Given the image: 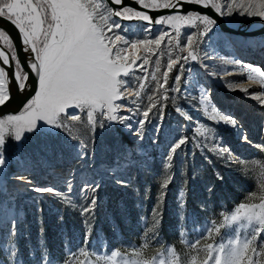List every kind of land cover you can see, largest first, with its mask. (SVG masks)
Here are the masks:
<instances>
[{
	"label": "snow or ice",
	"instance_id": "snow-or-ice-1",
	"mask_svg": "<svg viewBox=\"0 0 264 264\" xmlns=\"http://www.w3.org/2000/svg\"><path fill=\"white\" fill-rule=\"evenodd\" d=\"M141 8L148 10L170 9L177 14H168L158 18L152 17L148 12L134 10L124 4V0H110L111 5H123L122 8H113L105 0H0V18L9 21L18 31L23 43L22 51L28 53L27 68L24 67L18 55L17 47L11 34L6 29L0 28V41L4 48H0V106H4L10 99V84L14 82L23 92L31 88L30 77L35 75L38 87L19 114H8L0 117V253L3 259L0 264H24L19 253L17 237L22 235L21 226L24 223V212L21 204L25 198L31 201L37 210L43 212L39 206V200L43 194L51 193L55 197L73 208L78 207L83 217L85 227L84 244L73 250L65 245L66 258L64 264H75L81 256L86 259L79 264H118V257L123 264H181L180 257L175 249L169 246L167 259L144 258L143 249L149 247L151 241L159 244L157 229L161 223V204L166 194V189L173 179L170 169L173 166L174 156L177 150L189 142L187 135H180L174 139L164 157V179L157 195V203L153 206L151 217L152 224L148 226V217H143L145 224V242L139 247L124 246L125 251L131 249L136 259L122 256L120 249L103 250L91 246L90 234L95 227L94 219L98 207V197L95 193L101 187L102 181L107 178L114 180L118 185L128 186L129 181L122 179L131 168H138L147 164V153L141 148L140 142L144 140L147 126L152 125V131L156 134L152 144H158V135L162 131L164 120V104L160 101L177 97H169L168 93H179L182 73L187 71L189 75L194 71L186 68L188 61H200L205 69L214 68L203 63V59L210 57L205 53L201 58L199 54V41L213 30L216 20L206 14L188 11L180 14L184 4L200 5L203 8L214 9L220 16H231L234 7L240 9V15L257 16L264 20V0H136ZM114 17L122 20H140L150 26L166 25L165 30H157L158 35L150 39L132 40L125 38L120 31L123 25ZM203 25V29L197 33H184L186 44H181V28L186 26L196 28ZM173 29L176 34L175 46L187 55H173L170 51L165 69L161 73L160 59L155 61V69L151 80L156 81L155 90L147 94V103H144V90L148 87L147 69L144 65L150 63L145 57L142 63L137 64L140 57L137 50H145L155 55L154 48L161 50L162 42L168 37L171 44V36L167 29ZM144 31L151 32V27ZM123 41L124 47L119 46ZM154 46V48H153ZM219 59V58H218ZM184 61L185 63H180ZM12 62H15L14 69ZM222 64H234L248 72V79L255 80L264 88V72L248 64H241L239 60H221ZM178 72L174 77V83L168 87L170 73L177 67ZM135 66V69H133ZM137 70L145 72L144 77L136 74ZM161 73V79L157 77ZM213 77L227 74V70L209 71ZM199 74L197 73V76ZM134 81H139L138 87ZM229 90H239L249 94L253 99L264 105V92L248 93L241 81H226ZM184 95L196 98L198 93L199 104L203 111L208 113V119L216 123L223 122L226 125L236 127L238 121L234 116L223 113L210 98V89L201 84L198 79L194 83L187 82L183 89ZM129 97H134L129 99ZM119 101H127L119 103ZM210 106V108H209ZM70 108L79 112H68ZM155 109V111H153ZM176 111L185 119L190 120L189 113L177 105ZM86 112V123L81 113ZM122 112L130 115H122ZM159 117L153 124V118ZM134 117H142L135 118ZM68 121H72L70 124ZM112 123L122 125L127 131L133 133L136 140L135 148L123 147L113 156L110 163L100 166L95 161V133L97 128H105ZM79 123L87 129V133L80 134L74 127ZM200 122L194 130L193 142L198 148L208 147L210 151L228 160L238 163L247 169L248 161L235 156L232 151L220 142L214 130L205 126L200 131ZM67 134L68 140L60 143L57 139L59 131ZM26 133L43 134L52 142L46 143L39 156L23 155L16 161L18 171L9 173L13 160L7 156V138H11L17 148L23 151V141L27 139ZM197 134L203 139H197ZM247 141L246 135L241 137ZM71 141H78L73 144ZM91 145V148H90ZM90 149V150H89ZM139 157V158H138ZM207 159V157H205ZM258 163V162H251ZM34 170L42 171L44 177L49 180L45 186H38L31 175ZM219 179L223 177L219 176ZM10 181L19 183L10 184ZM28 185L23 187L22 185ZM79 185L83 204L74 203L71 193ZM61 186L66 188L62 192ZM211 191V189H209ZM28 192L39 195L27 197ZM91 193V195H89ZM184 193L181 192V197ZM249 199H259V203L242 202L230 214L221 213L223 221L217 223L212 220L203 226H195L194 231L201 233L195 241L185 239V231L182 229L180 237L189 249L195 250L197 255H192L188 264H264V183L261 184V195L251 193ZM185 202L179 201V208L183 210ZM62 219V217H61ZM195 225V221H193ZM236 225L233 235L222 238L218 243H204L201 241L214 239L215 234L222 228L231 229ZM243 232V235L241 233ZM41 257L39 264H55L50 256L46 244L40 241ZM103 247V246H101ZM163 247V246H161ZM35 248L30 249V257L35 259ZM205 257L198 261L199 253ZM94 258V260H93Z\"/></svg>",
	"mask_w": 264,
	"mask_h": 264
},
{
	"label": "rangeland",
	"instance_id": "rangeland-1",
	"mask_svg": "<svg viewBox=\"0 0 264 264\" xmlns=\"http://www.w3.org/2000/svg\"><path fill=\"white\" fill-rule=\"evenodd\" d=\"M240 11V9L234 7L231 16L218 15L231 27H234L241 20L259 18L257 16L249 17L246 14L241 16ZM121 24L123 29L114 30L113 33H108V35H114L116 31H120L125 38L132 41L153 38L158 35V29H166V25L163 24L150 26L141 23ZM147 27H151L152 31H144ZM253 27L256 26L252 25L248 29ZM202 29L203 25L199 24L196 28L182 27L179 37L181 44H186L184 33H197ZM167 31L171 36V44H169L168 37H166L161 45L162 51L156 50L154 46L155 55L142 49L137 50V55L140 57L137 64L142 63L145 57L150 60L148 65H144V68L147 69L145 83L148 84V87L142 93L145 104L147 103V94H150L156 87V81L151 80L156 59L159 58L161 61L162 73L166 67L170 51L174 56L187 55L186 52H181L175 46L177 37L174 30L169 28ZM0 42L4 46L3 42ZM119 46H125L123 41L119 42ZM205 53L210 58L203 59V63L212 65L214 68L205 69L201 67L199 60L186 63L184 61L180 62L185 63L186 68H191L194 71L191 75L187 71L182 73L179 85L181 92L168 93L169 97H177L175 102L171 99L160 101L165 107L163 127L158 135V144H152L151 141L156 134L152 131V125L147 126L144 140L139 145L147 153V164L138 168H131L125 175L121 176L122 179L129 181L128 186L118 185L114 180L105 178L98 192L95 193L98 197V207L94 219L95 227L90 234L93 248L101 251L120 249L122 256H127L130 260L136 259L132 255L131 249L125 251L124 246L139 247L145 242V224L142 218L148 217V226H151L152 208L157 203V195L164 179V157L167 155L170 144L182 134L189 137V142L177 150V154L173 159V166L169 170L173 179L166 189L161 204L162 217L157 229L159 244L151 241L149 247L143 249L144 258L150 259L154 256L159 258V254L163 253L162 258L167 259L166 249L171 246L180 257L181 264H188L191 256L197 255V253L195 250L189 249L182 241L180 237L182 229L185 231L186 240L195 241L201 235V233L193 230L195 226H203L206 223H211L212 220L217 223L222 222L223 216L221 213H232L242 202L259 203V199L250 200L249 195L256 193L259 197L261 195V184L264 183V105L245 92L238 89L235 91L229 90L226 81L243 82L242 86L248 90V93H261L263 89L250 85L248 83V72L242 71L240 66L222 64L221 60H239L241 64L264 65V34L252 37L238 36L223 33L214 26L213 30L199 41L201 58L205 56ZM178 68L179 65L170 73L168 87L173 85ZM133 69H135V66H133ZM213 70H227V74L216 77L207 74ZM161 73H157V77L162 82ZM136 74L140 77L145 76V72L139 70ZM196 79L210 89V98L218 110L236 118L238 121L236 127L209 120L208 113L203 111L199 104L198 93L196 98L184 95L185 84L189 81L194 83ZM134 83L138 87L139 81H134ZM133 98L129 97V99ZM126 102L119 101V103ZM177 105L182 106L189 113L190 120L177 113ZM67 111L79 112L75 108H70ZM121 114L130 115L127 112ZM81 116L86 123V112L81 113ZM158 119V116L153 118V124ZM197 121L200 122L201 132L204 131L205 126L210 127L214 130L215 135L220 138V142L229 148L235 156L250 162L247 169L228 160L226 156L221 157L210 151L208 147L203 149L196 147L193 136L194 130L197 128ZM68 123L72 124L73 122L68 121ZM105 124V128L98 127L95 133L94 147L97 166L110 163L116 152L123 147L131 149L137 146L136 136L127 131L122 125L112 123L108 126L106 121ZM74 127L79 129L82 135L87 133V129L79 123L75 124ZM25 135L27 139L23 141L22 152L10 137L7 138L6 153L13 160L12 166L7 169L10 174L19 170L16 161L20 156L26 154L39 156L43 146L52 142L50 138L43 134L26 133ZM244 135L248 137L247 141H242L241 137ZM196 138L203 139L198 134ZM57 139L60 143H64L68 140V136L65 132L59 131ZM71 143L76 144L78 141H71ZM217 173L223 179H219ZM31 179L38 186H45L49 182L44 177L43 172L39 170L32 172ZM9 183L19 182L10 181ZM22 186L28 187L26 184ZM60 190L66 192V188L63 186ZM182 191L184 193L183 197H181ZM37 195L39 194L34 192L27 193V197ZM71 198L78 205L85 203L81 199L79 185L72 191ZM180 199L185 202L183 210L179 208ZM39 206L43 208V212L38 211L37 207L32 205L27 198L21 204V209L24 212V223L20 229L22 235L17 237L19 253L24 260V264H39L41 257L39 245L40 241L43 240L55 264H64L66 258L65 245L68 244L75 250L84 244L85 227L80 210L78 207L73 208L64 204L60 198L51 193L43 194L39 200ZM193 221H195V225ZM235 228L236 225H233L231 229L228 227L222 228L220 233L215 234L214 239L202 240L201 245L198 247H201L204 243H218L222 238L233 235ZM241 235H243V232ZM261 238L264 239V233L261 234ZM31 248L37 249L35 259H32L29 255ZM204 257L203 252L199 253L198 261ZM0 259H3L2 253H0ZM85 259L84 256H81L79 261ZM79 261H76L75 264H79ZM118 264H123L120 257H118Z\"/></svg>",
	"mask_w": 264,
	"mask_h": 264
},
{
	"label": "water",
	"instance_id": "water-1",
	"mask_svg": "<svg viewBox=\"0 0 264 264\" xmlns=\"http://www.w3.org/2000/svg\"><path fill=\"white\" fill-rule=\"evenodd\" d=\"M106 3H109L110 7L113 8H122L123 5H111L110 0H105ZM124 4L133 8L134 10L145 11L148 12L152 17L158 18L160 16H165L171 13H176V10L170 9H162V10H148L141 8L139 4L136 3V0H124ZM188 11H195L201 14H206L211 18L216 20L215 26L217 29L223 33L238 35V36H258L264 34V20L260 18L254 19H246L237 22L234 27L228 26L222 17H220L214 9L211 8H203L200 5L194 4H184L183 9L181 10V14H186ZM115 19L119 20L121 23L130 24V23H141L147 24V22L132 19V20H122L119 17H114ZM153 25V24H152ZM256 26L251 29H248L250 26ZM0 28L6 29L8 33L11 34V37L14 40V44L17 47L18 55L22 61H24V67L27 68V53L23 52V43L20 37L19 31L6 19L0 18ZM0 48H4L6 52L10 55L11 53L7 48H5L2 43L0 42ZM2 63V62H0ZM15 62H12V68L14 69ZM31 88L26 90L23 95H20V90L16 86L14 82L10 84L11 88V96L12 98L8 101L4 106H0V117H4L8 114H17L20 110L24 107L27 101L34 96L35 91L37 89L38 81L34 74L30 77Z\"/></svg>",
	"mask_w": 264,
	"mask_h": 264
},
{
	"label": "bare ground",
	"instance_id": "bare-ground-1",
	"mask_svg": "<svg viewBox=\"0 0 264 264\" xmlns=\"http://www.w3.org/2000/svg\"><path fill=\"white\" fill-rule=\"evenodd\" d=\"M28 55L29 54L27 53V57H28ZM251 66L258 68L261 72H264V68H263V65L262 64H255L254 63ZM248 83H250V85H253V86H256V87H259V88L261 87L260 84L257 83L254 79L253 80H249ZM258 84H259V86H257ZM262 89H263L262 92H264V88H262ZM25 92H26V90L23 91V92L20 91V95H23Z\"/></svg>",
	"mask_w": 264,
	"mask_h": 264
},
{
	"label": "trees",
	"instance_id": "trees-1",
	"mask_svg": "<svg viewBox=\"0 0 264 264\" xmlns=\"http://www.w3.org/2000/svg\"><path fill=\"white\" fill-rule=\"evenodd\" d=\"M263 67H264V65H263Z\"/></svg>",
	"mask_w": 264,
	"mask_h": 264
}]
</instances>
